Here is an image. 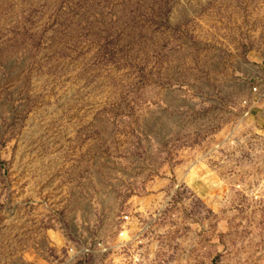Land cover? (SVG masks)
Returning <instances> with one entry per match:
<instances>
[{"label":"rangeland","instance_id":"rangeland-1","mask_svg":"<svg viewBox=\"0 0 264 264\" xmlns=\"http://www.w3.org/2000/svg\"><path fill=\"white\" fill-rule=\"evenodd\" d=\"M258 82L264 0H0V264H264Z\"/></svg>","mask_w":264,"mask_h":264},{"label":"built area","instance_id":"built-area-1","mask_svg":"<svg viewBox=\"0 0 264 264\" xmlns=\"http://www.w3.org/2000/svg\"><path fill=\"white\" fill-rule=\"evenodd\" d=\"M251 98L248 100H244L241 104V106L238 108L243 109L244 111L242 114L237 117V120L235 122H240L243 117L247 118V121H249V118H251L252 113L254 109H256L257 106L262 105V100H264V84L261 82L256 83L250 90ZM264 109V107H262ZM253 128H248L244 131H240L238 134L235 135L233 139L230 141L233 143V147L237 148L238 146L245 145L250 142V138L252 137V134L254 130H250ZM235 145V146H234ZM227 148H224L222 150H226ZM234 149V148H233ZM254 158V159H253ZM253 160L248 161V164H244L241 170V174L237 176L238 178L242 179H251L253 180V183L258 182L259 187L264 185V181L261 182V179L264 178V156H253ZM262 159V161H261ZM238 160H231V162H235ZM256 187L258 188V185L255 183ZM130 238V239H129ZM128 243L132 242L136 238H134L132 235H129ZM96 245V244H95ZM89 251L88 248H79L77 251H74V248L71 249L70 254L72 256H77L82 253H86L84 251ZM95 252V250H93ZM37 264V263H34ZM51 264V263H48Z\"/></svg>","mask_w":264,"mask_h":264},{"label":"bare ground","instance_id":"bare-ground-1","mask_svg":"<svg viewBox=\"0 0 264 264\" xmlns=\"http://www.w3.org/2000/svg\"><path fill=\"white\" fill-rule=\"evenodd\" d=\"M203 168L206 169V171H207V176H206V177H203V178H204V179H205V178H209V179H207V182H210V184H213V185H215V186H218L219 184L216 185V182L213 181V180H211V176L214 177L213 172H211L210 169H208L205 165H203ZM193 181H194V179H193ZM193 181H192V182H193Z\"/></svg>","mask_w":264,"mask_h":264},{"label":"crops","instance_id":"crops-1","mask_svg":"<svg viewBox=\"0 0 264 264\" xmlns=\"http://www.w3.org/2000/svg\"><path fill=\"white\" fill-rule=\"evenodd\" d=\"M251 76H252V73H251Z\"/></svg>","mask_w":264,"mask_h":264}]
</instances>
